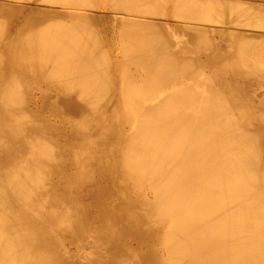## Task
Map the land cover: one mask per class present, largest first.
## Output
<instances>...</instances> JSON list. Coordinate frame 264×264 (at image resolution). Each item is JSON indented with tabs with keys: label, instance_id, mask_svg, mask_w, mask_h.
Wrapping results in <instances>:
<instances>
[{
	"label": "bare ground",
	"instance_id": "1",
	"mask_svg": "<svg viewBox=\"0 0 264 264\" xmlns=\"http://www.w3.org/2000/svg\"><path fill=\"white\" fill-rule=\"evenodd\" d=\"M28 1L0 0V264H264V112L235 95L263 88L252 8Z\"/></svg>",
	"mask_w": 264,
	"mask_h": 264
},
{
	"label": "rangeland",
	"instance_id": "2",
	"mask_svg": "<svg viewBox=\"0 0 264 264\" xmlns=\"http://www.w3.org/2000/svg\"><path fill=\"white\" fill-rule=\"evenodd\" d=\"M13 1H14V0H13ZM15 1H18V2L21 3V4H24L23 2H25V3H26V2H28V3L30 2V1H28V0H24V1L22 0V2H21V0H20V1H19V0H15ZM89 1H90V0H88L87 2H89ZM101 1H102L103 3L105 2V1H103V0H100V2L98 3V0H97V2H96V0H95V1L93 0V1H92L93 4H91V5H92V6H91V7H92L91 9H89V8H90L89 5H90V3H92L91 1L89 2V5L86 4L87 2H86V3H82V2H80V4L82 5V7H83V5H84V9L87 8V7L89 6V7L87 8L88 11H87V9H86V12H90L89 10H92L93 7L97 8V5L100 6V7H99L100 9H102V10L104 9L103 5H105L107 1L105 2V4L102 3V5H99V4L101 3ZM160 1H161V0H160ZM163 1H164V0H163ZM177 1H179V0H177ZM177 1H176V0H170V1H169V2H170V3H169V6H168V10H169V12H167L168 14H164L165 16H164V15H159V16H158V15L156 14L157 17H155L156 15H155V13H154L155 16H154V17L151 16V18H152V19L155 18L154 20H156V21H162V20L165 19V20L169 21L170 23H173V22L178 21L179 18H178L177 16H176V17L178 18V19L176 18L177 20H175V18H172L173 15H174V14H172V13H174V12H172V11H173L174 9H176V8H174V7L177 5ZM180 1L183 2L182 0H180ZM180 1H179V2H180ZM194 1H195V0H194ZM199 1H200V0H199ZM201 1H202V2H208V0H201ZM213 1H214V0H213ZM225 1H227V0H225ZM229 1H230L231 3H236V4H237L238 2H240V3H241V2L246 3L247 5H249V6L252 8L253 11H250V13H252V14L254 15V17H256V21H258L259 19H260L259 21H261V22L264 21V20H261V19H263V18H261V17H264V1H259V0H252V1H251V0H247V1H246V0H228L227 2H229ZM94 2H95V3H94ZM175 2H176V3H175ZM187 2H188V0H187ZM96 3H98V4H96ZM174 3H175V5H174ZM183 3L185 4V2H183ZM188 3H189V2H188ZM188 3H187V4H188ZM190 3H191V2H190ZM190 3H189V4H190ZM85 4H86V5H85ZM94 4H96V5H94ZM108 4H109V3L107 2V4L105 5L107 8L105 7V10H108ZM39 5H40V6H39L40 8H43L44 6H47L46 4H42V5L39 4ZM81 5H80V6H81ZM237 5H238V4H237ZM41 6H43V7H41ZM85 6H87V7H85ZM262 6H263V7H262ZM53 7H58V6L55 5V6H53ZM101 7H102V8H101ZM178 7H179V5H178ZM178 7H177V8H178ZM80 8H81V7H80ZM251 8H250V9H251ZM155 9H156V8H155ZM155 9L153 10L154 12H155ZM157 9H158V8H157ZM157 9H156V10H157ZM164 9H165V8H164ZM108 11H109V10H108ZM174 11H176V10H174ZM178 11H179V10H178ZM255 11H256V13H255ZM156 12H157V11H156ZM158 12H160V11L158 10ZM163 12H164V10H163ZM259 12H262V13L260 14ZM151 13H153V12H151ZM161 13H162V10H161ZM176 13H178V12L176 11ZM176 13H175V15H176ZM257 13H259L261 16H258V17L255 16V14H257ZM262 14H263V15H262ZM175 15H174V16H175ZM257 15H258V14H257ZM118 16H122V14L120 15V13H118V14H117V17H118ZM171 16H172V17H171ZM199 16H200V15H199ZM163 17H165V18H163ZM167 17L169 18V20L167 19ZM170 17H171V18H170ZM259 17H260V18H259ZM156 18H158V19H156ZM159 18H160V19H159ZM161 18H162V19H161ZM3 19H4V18H3ZM3 19L0 21V23H1V22H4ZM257 19H258V20H257ZM165 20H164V21H165ZM170 20H171V21H170ZM198 20H199V19H198ZM200 20H201V17H200ZM251 20H252V19H251ZM253 20H255V19L253 18ZM203 21H204V22L200 21V23H199V21H198L196 24H197L198 26H201V25H199V24H201V22H202V23L205 24V25L202 24V27H205V26L208 24V22L205 23V19H203ZM223 21H225V22H227V23L229 24V25L227 24L228 27H230V28L233 27V30H236V29H239V28H240V30H241V28H242L243 31H246V30L250 31V30H251L250 28L247 29V27H246V28L243 27V26H242L243 23H241L242 20H240V19L237 20L238 23L240 24V26H239L238 28L235 27L236 29L234 28V26H235L234 24H236V23H234V22H233L234 24L232 23L234 26L230 25V24H231V21H233V20H229V21H228V19H227V21H226V20H223ZM240 21H241V22H240ZM256 21L254 22L255 24H256V23H258V24L260 23V22H256ZM6 22H7V21L5 20V23H6ZM243 22H244V21H243ZM252 22H253V21H252ZM209 23H210V24H208L206 27L213 26V25H217L215 22L212 24V21H211V22L209 21ZM238 23H237V24H238ZM244 23H245V22H244ZM254 23H252V24H254ZM263 23H264V22H263ZM263 23H262V24H259V25H262V26H263V25H264ZM1 24H2V23H1ZM10 24H11V23H10ZM101 24H102V25H101ZM252 24H251V26H250L251 28H252ZM258 24H256V27H255V25H253V28H252V29L255 30V31L251 30L250 32H256V33L264 34V30H263L264 28H263V27L261 28L262 30H261V29L259 30V28H260L261 26H258L259 28L257 29V25H258ZM104 25H106V24H103V23H95V24L93 25V27L95 26L94 28H96V30L93 29V30L96 31V35H97V33H98V34L100 33V34H99L100 36H97V38H96L97 40H96V41H99L98 38L100 37V43L104 42V43H102L103 45H101V46L98 45V46H99L98 49H99V48H103L104 45H105V46L107 45V46H106V49H107V48H108V49H107L106 51H105V50H104V51L106 52V54H107V52H109V54H107V55L112 54L111 56H108V59H109V57H110V58H111V57L114 58L115 56H117V58H120V57L123 55L122 52H121L123 49H122V50H119V52H118V49H121L122 47H121V45H117L118 42L120 43V41H118V40H120V39L117 38V37H115V36L117 35V34H115V33H116V30L114 31L113 29H111L110 24H108V25H106V26H104ZM203 25H204V26H203ZM98 26H99V28H98ZM101 26H103V27L100 28ZM245 26H246V25H245ZM104 27H105V28L107 27V28H109V29H111V30L104 29ZM213 27H214V26H213ZM226 27H227V26H226ZM248 27H249V26H248ZM254 27H255L256 29H254ZM102 29H103V30H102ZM231 29H232V28H231ZM244 29H245V30H244ZM101 30H102L103 32H102ZM105 30H106V31H105ZM107 30H108V32H107ZM98 31H99V32H98ZM112 31L115 32V33H114V36H111V35L113 34ZM260 31H261V32H260ZM262 31H263V32H262ZM105 32H106V33H105ZM165 32H166V31H165ZM101 33H102V34L104 33V35L102 36ZM108 33H109V34H108ZM105 34H107L108 36L105 35ZM110 34H111V35H110ZM92 37H96V36L94 35V36H92ZM101 37H102V38H101ZM104 37H106V39H103ZM110 37H112V38H110ZM113 37H114V38H113ZM107 38H108V42H107ZM115 38H116V39H115ZM262 38H263V40H264V37H262ZM102 39H103L104 41H103ZM112 39H115V42H116V40H117L118 42L115 43ZM92 40H93V39H91V41H92ZM260 40H262L261 37H260ZM111 41H112L113 44H116V45H115L116 47L118 46L117 49L115 48L114 45H108V44L111 43ZM257 41H258V40L255 41L256 44H257V43L259 44L260 42H257ZM93 42H94V40L92 41V43H93ZM250 42H251V41H250ZM94 43H95V42H94ZM96 43H97V42H96ZM96 43H95V44H96ZM106 43H107V44H106ZM112 43H111V44H112ZM239 43H241V42H237V47H236V49H239V48H238V44H239ZM248 43H249V41H248ZM253 43H254V41L252 42V44H253ZM95 44H94V45H95ZM98 44H99V43H98ZM254 44H255V43H254ZM258 44H257V46H258ZM239 45H240V44H239ZM262 45H263V44L261 43V46H262ZM102 46H103V47H102ZM110 46H114V47L111 48ZM253 46H254V45H253ZM120 47H121V48H120ZM258 47H259V46H258ZM95 48H97V46H96ZM110 48H111L112 50H113V49H114V50L116 49L117 51H114V50L112 51ZM103 49H105V47H104ZM257 49H258V48H257ZM257 49L254 48V50H252V51L254 52V51L257 50ZM260 49H261V48H260ZM233 50H235V49L233 48ZM262 50H263V49H262ZM111 51H112V53H111ZM237 51H238V50H237ZM257 51H258V50H257ZM257 51H255V52H257ZM260 51H261V50H260ZM260 51H258V52H260ZM117 52H118V54H117ZM120 52H121V54H119ZM253 52H252V55H253ZM114 53H115L116 55H115ZM244 54H246V53H244ZM259 54H260V53H259ZM113 55H115V56H113ZM119 55H121V56L119 57ZM261 55H262V54H261ZM263 55H264V50H263ZM186 56H187L188 58H192V57H193V58L196 59V57H194L193 54H192V55H185V57H186ZM246 56H247V55H245V58H246ZM249 56L251 57V55H249ZM249 56H248V58H250ZM253 56H254V55H253ZM258 56H259V55H258ZM258 56H257V57H258ZM187 57H186V58H187ZM254 57H255V56H254ZM254 57H253V58L251 57V58L254 59ZM262 57H263V56H262ZM113 58L111 59V62L109 61L110 63H107L108 65H112V64H113V61H112ZM115 58H116V57H115ZM259 58H260V57H259ZM257 59H258V58H257ZM257 59H256V57H255V60H257ZM246 60H247V62H249L248 59H246ZM255 60H254V61H255ZM262 60H263V59H262ZM250 61H251V60H250ZM254 61L252 60L251 64H252ZM255 63H257V65H258L259 62L256 61ZM255 63H254V64H255ZM260 63L263 64L262 61H261ZM248 64H250V62H249ZM261 64H259V68L257 67L258 69H256V70L261 69V72H262V73L260 72V70H259V72L256 71L255 74L251 73V74H253V75L259 76V80H260V77H261V79L264 78V71H263L264 68L262 67V68H263V69H262V68L260 67V66H262ZM255 65H256V64H255ZM200 66H201V67H200V68H201V70H200L201 73H200V71H199L198 69H196V70H198V72L200 73V74L198 73V75H197V79L203 78V76L205 77V74H206V77H208L209 74H211V71L208 70V68H203V67H207V66H205V65H204V66L200 65ZM251 66H252V65H251ZM263 66H264V65H263ZM253 68H254V66H253ZM251 70H253V72H254V71H255V68H254V69H251ZM204 71H206V72H204ZM250 72H251V71H250ZM196 73H197V72H196ZM204 73H205V74H204ZM256 73H258V74L261 73V74L258 75V74H256ZM201 74H202V75H201ZM207 75H208V76H207ZM262 76H263V77H262ZM211 80H212V82H213L212 87L215 88V89H217V90L222 89V87H223V88H226V87H227L228 89H231V87L226 86V84L224 83V79H221V80H219V81H215L214 78H211ZM260 82L262 83L263 88H261V87H260V88H255V89L252 88V89H249V91H247V93H246V92H245V93H237V94L235 93L236 96H240V97L244 100V101H240V102L238 103V105H241V104H242V106H243V103H242V102L245 103L246 101H248L247 103L244 104V106L249 105L250 107H254L253 109H255V110L251 109V110H253V112H258L259 110H260L261 112H264V79H263V81L260 80ZM217 83H219V85H218ZM223 84H224V85H223ZM222 85H223V86H222ZM221 86H222V87H221ZM218 88H219V89H218ZM258 91H259V92H258ZM253 96H254V97H253ZM29 102H30V101H28V103H29ZM246 104H247V105H246ZM37 105H38V109H40L41 112H42V109L40 108L41 105H42V102L37 103ZM39 105H40V106H39ZM43 105H46V106H47V105H50V104H48V103H46V104L43 103ZM28 106H30V105H28ZM249 106H248V107H249ZM257 110H258V111H257ZM260 111H259V112H260ZM263 115H264V114H263ZM42 119L45 120V121H47L45 118H42ZM51 120H52V121H51ZM57 121H59V122H57ZM60 121H62V120H61V119H57V118H53V119L48 120V122H50V123H52V124H54V125H59ZM59 131H60V130H59ZM59 131H58V132H59ZM61 132H62V133H61ZM58 134H60V135L63 136V135H65V132H63V130H62V131H60V133H58ZM45 136H47V135H45ZM54 137H59V135H56V134L53 133L51 136H49V138H54ZM64 250H65L66 258H67V259L69 258V259H68L69 261H73V262H74V261H77L78 263L83 264V263H85L86 261H90V260H88V259H92V258H91V255H90V254H91V249H82L81 252L78 251L79 253H81V255H79V253L77 252L76 247H74V246H68V245H66V248L64 247ZM66 251H67V252H66ZM74 254H76V256H75ZM77 254H78V256H77ZM94 255H95V254H94Z\"/></svg>",
	"mask_w": 264,
	"mask_h": 264
}]
</instances>
